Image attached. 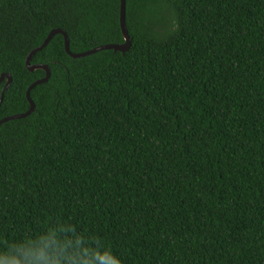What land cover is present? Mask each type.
Segmentation results:
<instances>
[{
    "label": "trees",
    "instance_id": "obj_1",
    "mask_svg": "<svg viewBox=\"0 0 264 264\" xmlns=\"http://www.w3.org/2000/svg\"><path fill=\"white\" fill-rule=\"evenodd\" d=\"M118 6L0 0V119L48 31L121 44ZM124 25L123 53L32 55L49 77L0 124V264H264V0H124Z\"/></svg>",
    "mask_w": 264,
    "mask_h": 264
},
{
    "label": "water",
    "instance_id": "obj_2",
    "mask_svg": "<svg viewBox=\"0 0 264 264\" xmlns=\"http://www.w3.org/2000/svg\"><path fill=\"white\" fill-rule=\"evenodd\" d=\"M118 25H119V30L121 33V36L123 38V43L121 44H104V45H99L96 46L94 48H91L87 51L81 52V53H70L68 50V41L66 38L65 33L60 30V29H51L50 31H48L47 35L45 36V38L43 39V41L40 43V45H38L37 47L33 48L32 50H30L28 52V54L26 55L25 59H24V65L26 67V69L28 71H33L36 69H41L44 71V76L40 79H37L35 81H33L25 90L24 96L25 99L28 103V109L20 114H13L7 117H4L2 119H0V124L2 122H5L7 120L10 119H17V118H22L26 115H28L29 113L32 112L34 105L32 103V101L29 98V90L30 88H32L35 85L44 83L48 77H49V69L46 65L43 64H30V59L32 57V55L42 49L47 43L48 41L55 35V34H60L62 35V39H63V50L64 52L71 58H80V57H84L86 55L92 54L96 51H100V50H112V51H118L120 53H123L125 51H127L128 47H129V38L127 36L126 33V29H125V25H124V0H119V6H118ZM4 80V84L0 89V101H1V96L4 90H6V88L9 86L10 84V75L7 73H1L0 74V83L1 81Z\"/></svg>",
    "mask_w": 264,
    "mask_h": 264
}]
</instances>
